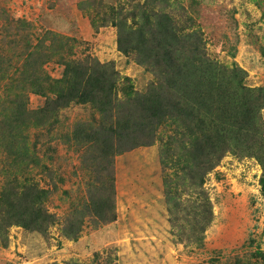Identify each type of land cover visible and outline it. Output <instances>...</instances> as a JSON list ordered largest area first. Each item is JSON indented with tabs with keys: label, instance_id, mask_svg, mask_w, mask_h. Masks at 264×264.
<instances>
[{
	"label": "rangeland",
	"instance_id": "obj_1",
	"mask_svg": "<svg viewBox=\"0 0 264 264\" xmlns=\"http://www.w3.org/2000/svg\"><path fill=\"white\" fill-rule=\"evenodd\" d=\"M163 14L174 56L264 88V0H0V264H264L261 97L241 128L221 116L223 136L194 116L151 117L152 89L182 101L153 32ZM138 28L157 50L148 65L118 49ZM67 61L109 66L118 84L65 104L47 77Z\"/></svg>",
	"mask_w": 264,
	"mask_h": 264
},
{
	"label": "trees",
	"instance_id": "obj_2",
	"mask_svg": "<svg viewBox=\"0 0 264 264\" xmlns=\"http://www.w3.org/2000/svg\"><path fill=\"white\" fill-rule=\"evenodd\" d=\"M172 20L174 18L170 14H163L154 25L153 32L156 35H161L158 50L161 57L167 62L166 65L173 68V71L165 76L164 80L168 83L169 89L179 95L182 101L168 106L158 92L152 89L148 95L141 98V102L150 109L151 117L162 120L172 111L187 119L194 116L201 121L202 125L214 126L211 129L219 128L220 136H223V132L228 131V129L221 128L224 127L222 117H227L228 122L239 120L240 127L243 120L252 117L249 108L252 106L251 96L253 93L257 92L260 95L261 107L264 106V88L244 87L243 80L246 74L236 66H220L215 61L206 58L203 60L185 55L183 57L174 56V52L177 50L175 41L181 37L178 36ZM122 33L120 30L117 40L120 52L125 56L139 55L141 59L137 62L140 64L148 65L156 61L157 50L151 46L147 47L146 42L148 43V41L145 40L143 29L128 30L130 37L136 38V40H126ZM108 70L112 69L106 65L98 64L97 67L79 68L67 61L64 64L62 77L57 80L47 77L49 79L47 84L50 88H54V84L59 88L60 85H64V88L59 89L57 98L65 104L68 102L96 104L98 103V93L104 90V88L98 90L100 87H105L107 91L111 92L118 84L113 72L107 74ZM34 93L45 95L43 90H35ZM99 102L101 101L99 100ZM226 124L227 127L231 125ZM208 132L210 131L208 130ZM262 148L263 152L261 156H257V159L262 166L260 186L264 198V145ZM20 216L18 214L17 218ZM12 221L26 228L37 227L35 220L31 219L22 220L19 218Z\"/></svg>",
	"mask_w": 264,
	"mask_h": 264
}]
</instances>
